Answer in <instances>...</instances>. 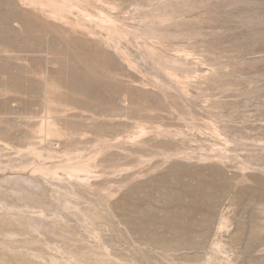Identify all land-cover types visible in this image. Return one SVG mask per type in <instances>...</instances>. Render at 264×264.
<instances>
[{
	"label": "rangeland",
	"instance_id": "obj_1",
	"mask_svg": "<svg viewBox=\"0 0 264 264\" xmlns=\"http://www.w3.org/2000/svg\"><path fill=\"white\" fill-rule=\"evenodd\" d=\"M0 264H264V0H0Z\"/></svg>",
	"mask_w": 264,
	"mask_h": 264
}]
</instances>
